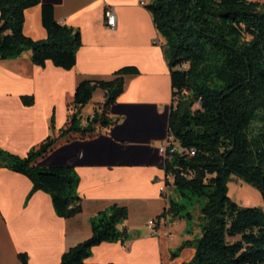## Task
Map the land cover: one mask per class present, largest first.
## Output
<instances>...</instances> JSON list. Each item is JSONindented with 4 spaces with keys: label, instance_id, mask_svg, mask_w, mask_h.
I'll return each instance as SVG.
<instances>
[{
    "label": "trees",
    "instance_id": "trees-1",
    "mask_svg": "<svg viewBox=\"0 0 264 264\" xmlns=\"http://www.w3.org/2000/svg\"><path fill=\"white\" fill-rule=\"evenodd\" d=\"M36 6L42 8L47 32V39L40 41L24 34L25 11ZM144 6L165 42L170 68L169 133L179 150L174 149L165 162V173L172 180L167 179V186L190 206H199L200 237L178 250H195L187 264H264V210L239 206L228 189L235 176L256 187L264 198V0H149ZM81 46L80 32L59 24L53 5L42 0H0V61L30 52L36 66L52 62L70 71ZM139 74L135 67H124L111 80L80 82L68 100L72 113L58 137L52 119V134L26 157L0 149V167L32 183L27 202L44 192L59 218L82 212L80 177L74 167L38 164L60 140L92 138L113 126L110 109L126 89L125 77ZM97 90L105 93V101L83 126L80 110ZM22 101L33 104L29 97ZM186 209L170 198L161 217L190 222L194 217L192 212L183 214ZM127 218L128 210L116 205L92 218V236L64 253L60 264H85L95 247L126 243L130 236L119 227ZM19 258L28 264L26 254Z\"/></svg>",
    "mask_w": 264,
    "mask_h": 264
},
{
    "label": "crops",
    "instance_id": "crops-1",
    "mask_svg": "<svg viewBox=\"0 0 264 264\" xmlns=\"http://www.w3.org/2000/svg\"><path fill=\"white\" fill-rule=\"evenodd\" d=\"M142 1L42 0L54 6L59 24L80 32L76 66L70 71L52 62L39 67L30 52L0 61V149L22 158L52 134V119L59 136L72 113L68 100L80 82L111 80L124 67L140 72L125 77L126 89L110 109L113 126L92 138L60 140L38 164L74 167L80 177L79 215L59 218L44 192L27 202L30 180L0 167V264H22L20 254L27 255L28 264H60L64 253L92 236L90 220L114 205L128 210L119 229L130 238L95 247L85 264H187L193 259V248L173 257L185 233L182 229L175 238L177 222L161 217L169 206L167 179L172 182L165 173L166 157L159 152L172 138V85L165 42ZM107 8L116 13L115 30L106 26ZM41 14V6L25 11L24 34L36 41L47 39ZM23 97L33 104L26 106ZM104 101L105 93L97 90L80 110L83 126ZM152 220H157L154 230L148 227Z\"/></svg>",
    "mask_w": 264,
    "mask_h": 264
},
{
    "label": "rangeland",
    "instance_id": "rangeland-1",
    "mask_svg": "<svg viewBox=\"0 0 264 264\" xmlns=\"http://www.w3.org/2000/svg\"><path fill=\"white\" fill-rule=\"evenodd\" d=\"M256 1V0H252ZM84 120H81V124L83 125ZM228 189H229V196L234 201L241 207H257L262 210H264V198L260 191L248 184L247 182L232 176L230 179V182L228 184ZM169 198L176 200L180 204H184L187 206V209L183 212V214H186L187 212H192L193 214V220L192 221H187L186 219L183 218H175L172 219L176 223L174 227L175 231V238H179L181 235V230L183 229V234H184V242L188 240H194L197 237H200V227H199V206H197V203L193 204L192 206L189 205V202L185 201L180 197L179 194L176 193L173 187H169ZM183 242V243H184ZM183 243L175 250L174 255L180 254V251L178 250Z\"/></svg>",
    "mask_w": 264,
    "mask_h": 264
},
{
    "label": "built area",
    "instance_id": "built-area-1",
    "mask_svg": "<svg viewBox=\"0 0 264 264\" xmlns=\"http://www.w3.org/2000/svg\"><path fill=\"white\" fill-rule=\"evenodd\" d=\"M147 0H143L142 1V5L146 4ZM105 17H106V26L110 29V30H115L116 26H117V19H116V13L114 11L113 8H107L105 10ZM172 137V136H171ZM175 141L169 140L168 142H166L165 144H163L160 148H159V152L164 155L166 157V160H171V155L174 152V149H176L175 147ZM190 154L193 155V150H190ZM162 193H166V182L165 185L162 186L160 188ZM156 224H157V220H152L148 223V227L151 230H154L156 228Z\"/></svg>",
    "mask_w": 264,
    "mask_h": 264
}]
</instances>
